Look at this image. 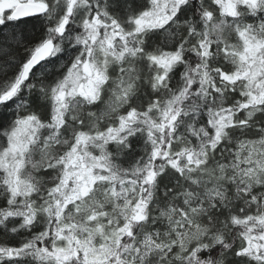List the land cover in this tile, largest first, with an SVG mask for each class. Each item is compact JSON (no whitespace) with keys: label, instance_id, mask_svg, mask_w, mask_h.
I'll list each match as a JSON object with an SVG mask.
<instances>
[{"label":"snow or ice","instance_id":"obj_1","mask_svg":"<svg viewBox=\"0 0 264 264\" xmlns=\"http://www.w3.org/2000/svg\"><path fill=\"white\" fill-rule=\"evenodd\" d=\"M0 264H264V0H0Z\"/></svg>","mask_w":264,"mask_h":264}]
</instances>
